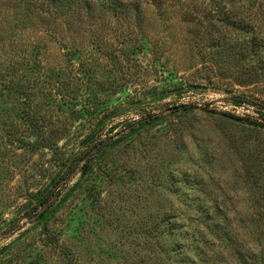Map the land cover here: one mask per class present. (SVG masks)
I'll list each match as a JSON object with an SVG mask.
<instances>
[{
    "label": "rangeland",
    "instance_id": "rangeland-1",
    "mask_svg": "<svg viewBox=\"0 0 264 264\" xmlns=\"http://www.w3.org/2000/svg\"><path fill=\"white\" fill-rule=\"evenodd\" d=\"M91 1L0 0V264H264V0Z\"/></svg>",
    "mask_w": 264,
    "mask_h": 264
},
{
    "label": "trees",
    "instance_id": "trees-1",
    "mask_svg": "<svg viewBox=\"0 0 264 264\" xmlns=\"http://www.w3.org/2000/svg\"><path fill=\"white\" fill-rule=\"evenodd\" d=\"M44 2H47V4H49V5H56V1L57 0H43ZM83 2L81 3V5L84 3V6H85V11L89 14L90 12H91V5H92V1L91 0H82ZM257 0H254V2H251V4H255V2H256ZM260 4V3H259ZM109 5V4H108ZM110 6V5H109ZM56 11V10H55ZM48 12V11H47ZM57 12V11H56ZM253 46H254V43H253ZM0 76H2L1 74H0ZM10 82V81H9ZM11 85H13L12 84V82H11ZM237 99H240V100H248V99H246V98H244V97H236ZM248 101H250V100H248ZM250 102H252V101H250ZM232 117H233V115H232ZM233 118H235V119H237V120H243V118H241V117H237V116H234ZM44 145H46V143H43ZM43 145V146H44ZM46 146H48V145H46ZM61 177V176H60ZM60 177H59V179H60ZM58 178L56 179V181L55 182H58V180H59ZM65 180H67V178H65L63 181H65ZM40 199V198H39ZM197 208H199V207H197ZM201 241H202V239H200ZM251 253L253 254V252L251 251ZM254 255V254H253ZM256 257V256H255ZM255 257L254 256H252V259L248 262V261H244V264H258L259 262L255 259Z\"/></svg>",
    "mask_w": 264,
    "mask_h": 264
}]
</instances>
